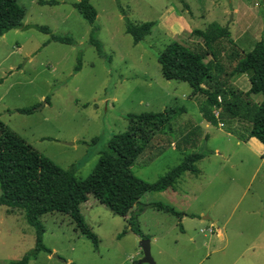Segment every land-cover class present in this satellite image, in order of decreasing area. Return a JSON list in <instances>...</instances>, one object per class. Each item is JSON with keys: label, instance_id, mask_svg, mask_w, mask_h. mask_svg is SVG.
I'll use <instances>...</instances> for the list:
<instances>
[{"label": "rangeland", "instance_id": "1", "mask_svg": "<svg viewBox=\"0 0 264 264\" xmlns=\"http://www.w3.org/2000/svg\"><path fill=\"white\" fill-rule=\"evenodd\" d=\"M54 1L58 4L17 0L27 12V28L13 30L0 40V78L10 68L14 71L0 86V96L5 97L0 103V119L62 168L76 165L80 179L94 172L112 136L129 130V114L185 107L187 113L175 119L172 128L190 121L200 123V130L206 132L207 121L200 110L205 98L194 97L189 84L162 75L158 58L167 45L173 41L202 45L194 32L212 25L228 28L244 52L264 40L262 0H92L98 12L95 26L74 8L79 0ZM126 18L135 24L154 23L151 34L135 44L126 31ZM36 26L71 37L75 44L50 42V35ZM92 39L100 42L102 54ZM211 59L209 55L206 62ZM240 78L235 76L233 82L247 93L243 84H236ZM244 79L247 83V76ZM45 98H49L47 105ZM35 105L41 110L31 115L4 111ZM234 126L245 131L249 125L237 118L221 120L217 127L231 131ZM206 130L211 135L201 131L198 145L187 150L207 154L197 164L202 176L186 175L176 189L147 193L142 198L144 204L163 203L179 213L196 215L182 225L181 218L152 207L139 213L138 222L151 241L152 256L157 264H264L262 155L219 129L211 126ZM169 136L177 139L174 134ZM177 141L155 157L146 152L133 173L149 183L158 181L184 158V151L176 150ZM80 209L100 241L98 247L70 216L48 214L42 219V243L52 254L41 251L30 264L140 263L144 258L142 239L130 230V215H114L93 196ZM125 231L128 233L123 234ZM35 248L36 230L25 213L1 206L0 264L22 262Z\"/></svg>", "mask_w": 264, "mask_h": 264}, {"label": "trees", "instance_id": "2", "mask_svg": "<svg viewBox=\"0 0 264 264\" xmlns=\"http://www.w3.org/2000/svg\"><path fill=\"white\" fill-rule=\"evenodd\" d=\"M91 1L79 0L73 6L95 26L98 12ZM40 4L57 5L58 2L40 0ZM26 16L25 8L17 0H0V37L13 30L26 29ZM36 27L50 35V42L75 44L73 38L56 35L47 26ZM153 27L154 23L135 24L126 18V31L133 37L135 44L150 35ZM194 33L203 40L202 45L191 47L185 42L173 41L159 55L163 77L169 81L187 83L194 96L202 95L205 98L200 103V110L207 122L218 126L221 120L238 118L249 125L243 133L238 134L239 138L245 140L253 137L264 146V40L258 41L251 51L244 52L236 46L228 28L212 25L207 30H196ZM91 41L102 54L100 42L95 39ZM209 55L212 59L206 62ZM244 74L249 75L251 84L247 93L233 82L235 76ZM253 95H262V101L255 102L251 98ZM36 108L37 105L16 112L31 115ZM216 109L219 110L218 117L215 115ZM186 113V108L181 107L165 109L163 112L129 114V130L112 136L106 150L100 153L96 169L86 179L78 178L76 165L70 169L62 168L10 130L0 119V207L24 212L26 220L36 230V248L24 256L21 264H29L41 251L52 253L42 243L45 233L42 219L48 214L70 216L77 229L98 247L100 241L85 222L80 209L89 196H93L116 216L125 218L130 215V230L141 239H148L138 222V214L146 207L182 218L184 214L169 205H143L141 199L147 193L174 189L187 172L200 173L197 164L205 157V153H187L188 149L198 145L202 136L200 127L190 121L177 128L171 126L175 119ZM170 134L177 136V139L170 137ZM176 140L179 141L176 150L184 151V158L179 165L155 183H149L133 173V167L146 152L150 158L155 157L169 146L172 147ZM96 142L97 139L93 141ZM127 233L125 231L123 234Z\"/></svg>", "mask_w": 264, "mask_h": 264}, {"label": "crops", "instance_id": "3", "mask_svg": "<svg viewBox=\"0 0 264 264\" xmlns=\"http://www.w3.org/2000/svg\"><path fill=\"white\" fill-rule=\"evenodd\" d=\"M26 26V25H25ZM8 34V33H7ZM5 37H6V34L4 35V36H2V37H0V40L1 39H5ZM1 44V43H0ZM19 50H20V48H18ZM6 60H7V58H6ZM19 69H21V67H18L17 68V70H19ZM10 70V72H8V75H6L5 77H1L0 78V86H2L3 84H5V81L8 79V77H10V76H12L14 73V71H11V68L9 69ZM247 76V79H248V82L247 83H244V77H246ZM236 82H238V83H236V84H238L239 85V87L243 84L244 85V87H245V92H249V90H250V88H251V84H250V80H249V75L248 74H244V75H241V78L238 80V81H236ZM194 97H196V96H194ZM4 94L3 95H1L0 96V103H3L4 102ZM252 98H253V100L255 101V102H257V103H260L261 101H262V97L261 96H259V95H257L256 97H253L252 96ZM45 100H46V98H45ZM44 104L45 105H47L48 103L47 102H44ZM50 104V103H49ZM36 106V105H35ZM37 108H38V105H37ZM18 109H21V108H15L14 110H11V109H4V111L5 112H8V113H12V112H16V110H18ZM38 110H41V108H39V109H36V111H38ZM2 113H0V117H2V115H1ZM197 126H199L200 127V123H199V125H197ZM211 126L212 127H214V128H216V129H219L221 132H223V133H225L226 134V136L228 137V138H236V139H238V143H245L246 145H248L249 147H251L252 148V150L256 153V154H258V155H262V159L264 160V158H263V153H264V146H263V144L258 140V139H256V138H247V139H245V140H242V139H240L239 138V136H238V134L239 133H243L244 131L242 130H237L236 129V126H234L235 128L233 129V130H229V131H227V130H223V129H221V128H218L217 126H214V125H212L211 123H209V122H207V124H206V128H204V130L206 131V132H203V130H201L202 132H203V134H205V135H207V136H210L211 135V133L209 132V131H207L206 129H209V128H211ZM225 131H227V132H225ZM202 132H201V135H202ZM210 152H213V150H211ZM212 154V153H211ZM216 154H217V151H216ZM206 155L207 154H205V157H206ZM204 157V158H205ZM203 158V159H204ZM202 159V160H203ZM199 163V162H198ZM202 172H201V170H200V173L199 174H193V173H190V172H187V173H185L182 177H187L188 175H190L191 177L193 176V175H195V176H197V177H199V176H202V174H201ZM187 175V176H186ZM182 177L180 178V180L182 179ZM179 180V181H180ZM175 189H176V187H175ZM175 192H176V190H174ZM162 193V192H161ZM141 202H142V199H141ZM142 204L143 205H148V204H144L143 202H142ZM148 208H150V207H146V209L145 210H147ZM145 210H144V212H145ZM184 214V216L181 218V224L182 225H184V221L187 219V218H195V214H192V213H183ZM133 233V232H132ZM219 237L222 239L224 236H223V233L222 232H219ZM140 237V236H139ZM141 238V237H140ZM52 254V253H51ZM51 256V255H50ZM11 264V263H10ZM15 264H21V261L19 260L17 263H15ZM30 264V263H29Z\"/></svg>", "mask_w": 264, "mask_h": 264}, {"label": "water", "instance_id": "4", "mask_svg": "<svg viewBox=\"0 0 264 264\" xmlns=\"http://www.w3.org/2000/svg\"><path fill=\"white\" fill-rule=\"evenodd\" d=\"M264 3V0H262ZM140 246L142 248V251L144 253V258L140 261L139 264L142 263H149V264H157L152 256L151 252V241L148 239H142L140 242ZM55 257H58L57 255ZM64 261V260H62Z\"/></svg>", "mask_w": 264, "mask_h": 264}, {"label": "built area", "instance_id": "5", "mask_svg": "<svg viewBox=\"0 0 264 264\" xmlns=\"http://www.w3.org/2000/svg\"><path fill=\"white\" fill-rule=\"evenodd\" d=\"M215 115H216V117H218L219 116V111H215Z\"/></svg>", "mask_w": 264, "mask_h": 264}]
</instances>
